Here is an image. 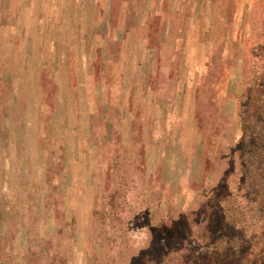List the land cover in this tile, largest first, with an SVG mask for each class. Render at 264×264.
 Segmentation results:
<instances>
[{
    "label": "rangeland",
    "instance_id": "obj_1",
    "mask_svg": "<svg viewBox=\"0 0 264 264\" xmlns=\"http://www.w3.org/2000/svg\"><path fill=\"white\" fill-rule=\"evenodd\" d=\"M263 145L264 0H0V264H252Z\"/></svg>",
    "mask_w": 264,
    "mask_h": 264
},
{
    "label": "trees",
    "instance_id": "obj_2",
    "mask_svg": "<svg viewBox=\"0 0 264 264\" xmlns=\"http://www.w3.org/2000/svg\"><path fill=\"white\" fill-rule=\"evenodd\" d=\"M263 150H264V145H263ZM261 166L264 168V157L261 160ZM222 182L226 183V180H223ZM219 208H220V211H222V213H224V208L223 207H219ZM220 219L221 220H219L217 222L218 226H214V225L212 226L213 221H209L208 225L206 224V226L204 228V231L206 233L205 237L209 236L208 241H203L206 245H210V246L213 245L214 246L215 244L212 243L211 238L213 236H215L217 234V232H222L223 229L227 230L229 233H234L236 230L238 231V229H236L237 225L234 221L228 220L226 218V216H222ZM238 234L240 235L241 233L238 232ZM240 236H242V237H240V239L243 242L247 243L245 237H243V235H240ZM215 243H217V241ZM235 244H238V243H235ZM238 246L239 245H237V247H235L234 245H232L231 247L226 248L224 251H222L218 247L214 246V248L212 250L214 252H212V254H215V256L211 258L209 264H232V263L237 262V260H236L237 257H240V261H243L245 258L248 259V256H254V253L257 252L256 246L253 247L251 244L249 245V243H248V246L253 247L251 252L248 249V246H246L245 248H242V246H239V247ZM201 247H203V246H201ZM259 249H261L260 253L257 256H255V259H257V260L254 261V263H252V264H264V241H263V243H261V247H259ZM228 251H230V253H228ZM195 254H196V252H195ZM247 259H246V261H247ZM197 260H198L199 264H205L203 257L198 256Z\"/></svg>",
    "mask_w": 264,
    "mask_h": 264
}]
</instances>
